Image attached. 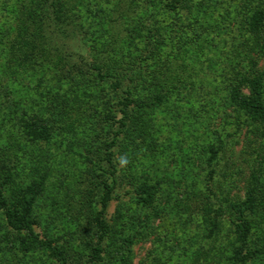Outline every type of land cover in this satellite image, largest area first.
Masks as SVG:
<instances>
[{
	"label": "rangeland",
	"instance_id": "374dc122",
	"mask_svg": "<svg viewBox=\"0 0 264 264\" xmlns=\"http://www.w3.org/2000/svg\"><path fill=\"white\" fill-rule=\"evenodd\" d=\"M29 1L0 0V65ZM126 1H82L55 35L63 69L1 78V188L29 228L11 229L0 209V264H92L98 214L110 234L96 264H264V121L229 99L250 98L241 77L258 78L264 104V0H194L195 15L129 0L119 22ZM107 63L144 71L107 96L92 87ZM15 103L50 143L7 126ZM127 110L141 115L119 129Z\"/></svg>",
	"mask_w": 264,
	"mask_h": 264
},
{
	"label": "trees",
	"instance_id": "16d2710c",
	"mask_svg": "<svg viewBox=\"0 0 264 264\" xmlns=\"http://www.w3.org/2000/svg\"><path fill=\"white\" fill-rule=\"evenodd\" d=\"M83 0H30L28 2V8L25 9V12L23 14V18L20 19L17 17V26L19 28V32L16 35H13V38L11 39V44L6 49V54L4 55L5 62L4 64L0 65V86L3 83L2 79H6L9 83H14V81L9 79L11 76L14 79L20 78L23 79L24 77L28 79L29 81L33 80L34 75L36 71H39L40 64L46 62V65H52L54 71H58L59 69H63V63L65 62L64 56H57L56 51V43H58V39L55 38V35L57 34V28H64V30H70L71 28V18H73L75 15V12L81 11L80 8H86L84 7ZM148 2H156L157 7L164 8H171L174 11L176 9H182L183 11H187L189 14L195 15L197 12V9H200V7L196 6L194 3V0H138L139 3H145ZM200 2L198 4H201L202 1L206 0H199ZM208 4V2H205ZM33 4V5H32ZM30 6H33L32 9H30ZM131 6L129 0H127L125 3L120 2L119 6L115 5L116 8L119 9V22L126 21V14L131 12L129 9ZM252 10V9H251ZM254 11V10H253ZM255 12V11H254ZM66 23V25H64ZM116 23H109V27L112 25H115ZM67 26V27H66ZM63 30V31H64ZM119 32V37L122 36L123 38H126L124 28L122 31V26H119V31L116 30V33ZM113 30L110 33L113 34ZM116 33H114L116 35ZM123 33V35H121ZM44 40V43H43ZM55 43V44H54ZM48 45L46 50L43 46ZM54 58V59H53ZM39 62V63H37ZM102 67L98 66V71H96L95 75H93L99 82L96 86V84L93 83L92 80V87L94 89H98L97 91L100 93V91H103L108 96V89H113V87H109L110 84L115 86H123L126 84L131 83V79H135L134 76H136L137 73L140 72L143 73L144 70L141 71H132L130 73H127V70L123 69L120 65H110L109 63L105 64L103 68L105 69L106 73L100 74ZM93 68L91 67V70ZM66 74H68V70L65 71ZM38 73V72H37ZM77 73H75L76 75ZM9 76V78L6 77ZM104 83L103 85H99L100 78ZM18 80V79H17ZM241 85H247L250 92L251 97H243L240 95L238 90L233 89V91L229 95V99L232 103L236 104L240 109L248 113L251 117L257 118L264 121V104L263 99L261 97V91H260V85L261 81L258 78L251 79V80H245V78L241 77ZM81 83V82H80ZM109 84V85H108ZM9 86V85H8ZM11 91L12 89L9 87L8 89ZM129 91V90H126ZM12 92V91H11ZM134 93V92H133ZM133 93H129L130 95L126 97L127 100L131 99L133 97ZM120 94V93H119ZM15 104H10L9 107L12 109L9 110V113L4 108V115H2L3 118L6 120L7 126L12 125L19 127L18 125H21L22 127L25 126V128H31V132H34L36 135H31V139H35L38 135V139H43L45 142L50 143L51 136L48 137V134L46 133V130H42V126L40 127V131L33 128L29 124L30 116H28L26 113L20 114L18 112L19 107L15 106ZM3 107V106H2ZM17 115H20L18 120H16ZM141 111L135 110L130 112L127 110L126 113L123 114L122 118L120 117L119 120V129H123L128 126V123H134L138 117H140ZM147 121H145L146 123ZM121 124V125H120ZM151 125V127H150ZM125 126V127H123ZM145 127L149 133L151 132L153 127L157 130L155 127V123L153 122V119H149V122L145 124ZM14 146L11 145V142L3 144L1 150H10L12 152ZM37 152V151H36ZM38 160V159H37ZM6 165H0V209L4 210V216L7 221L8 226L13 230H22L25 228H29L28 226V219H26V211H21L18 208H10L8 199L3 195L2 192V185H6V181L8 180V177H6L5 171L8 170ZM139 190V199H142L144 197V203L145 201L148 202L149 198V191L150 187L147 188L146 185H143L137 189ZM109 196L105 195L102 199V205L105 207L106 201L109 200ZM25 200H23L24 202ZM26 204L30 205L31 201L27 200ZM149 205L148 203H146ZM236 208H238L237 205H235ZM101 214V213H100ZM95 229L98 232V238L95 241V245L92 249V264H96L95 261L98 259L102 247L100 246V242L106 238L109 234V228L108 225L99 217V214L97 215L95 219ZM241 224V223H240ZM235 232L239 235L238 240L242 243L245 241V236L242 233L243 230L241 229V225H236ZM124 241L130 242L129 235L124 239Z\"/></svg>",
	"mask_w": 264,
	"mask_h": 264
}]
</instances>
